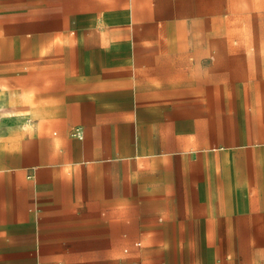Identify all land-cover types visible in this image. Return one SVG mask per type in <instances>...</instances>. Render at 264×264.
<instances>
[{
  "label": "crops",
  "instance_id": "obj_1",
  "mask_svg": "<svg viewBox=\"0 0 264 264\" xmlns=\"http://www.w3.org/2000/svg\"><path fill=\"white\" fill-rule=\"evenodd\" d=\"M183 7L0 0V264H264V40Z\"/></svg>",
  "mask_w": 264,
  "mask_h": 264
},
{
  "label": "rangeland",
  "instance_id": "obj_2",
  "mask_svg": "<svg viewBox=\"0 0 264 264\" xmlns=\"http://www.w3.org/2000/svg\"><path fill=\"white\" fill-rule=\"evenodd\" d=\"M175 1L181 2L190 18L198 20L204 38L241 39L250 34V38L264 40V0ZM246 23L253 30L245 31L242 26Z\"/></svg>",
  "mask_w": 264,
  "mask_h": 264
},
{
  "label": "built area",
  "instance_id": "obj_3",
  "mask_svg": "<svg viewBox=\"0 0 264 264\" xmlns=\"http://www.w3.org/2000/svg\"><path fill=\"white\" fill-rule=\"evenodd\" d=\"M79 135V133H77Z\"/></svg>",
  "mask_w": 264,
  "mask_h": 264
},
{
  "label": "bare ground",
  "instance_id": "obj_4",
  "mask_svg": "<svg viewBox=\"0 0 264 264\" xmlns=\"http://www.w3.org/2000/svg\"><path fill=\"white\" fill-rule=\"evenodd\" d=\"M78 133H79V131H78Z\"/></svg>",
  "mask_w": 264,
  "mask_h": 264
}]
</instances>
